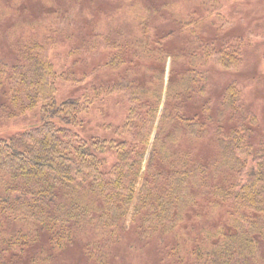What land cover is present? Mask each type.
Returning <instances> with one entry per match:
<instances>
[{
  "label": "trees",
  "instance_id": "trees-1",
  "mask_svg": "<svg viewBox=\"0 0 264 264\" xmlns=\"http://www.w3.org/2000/svg\"><path fill=\"white\" fill-rule=\"evenodd\" d=\"M66 1L53 11L68 14ZM106 2L117 24L94 31L76 15L88 36L64 32L72 65L96 58L64 72L76 96L56 102L54 35H18L0 55V120L39 107L38 122L0 137V264H56L73 246L69 264H113L129 233L133 250L159 239L165 264H264V119L225 73L240 44L176 0ZM111 95L125 104L113 136H83L82 114Z\"/></svg>",
  "mask_w": 264,
  "mask_h": 264
},
{
  "label": "rangeland",
  "instance_id": "rangeland-1",
  "mask_svg": "<svg viewBox=\"0 0 264 264\" xmlns=\"http://www.w3.org/2000/svg\"><path fill=\"white\" fill-rule=\"evenodd\" d=\"M91 1L67 0L65 3L71 9L68 14H63V10L58 11L59 13L54 12L52 4L55 3L53 0H0V55L11 59L13 56L12 42L18 39V35L24 37L31 33H37L42 37L55 36V42L49 50V57L57 72V103L76 96L82 90L80 85H76L69 77L65 76L64 72L67 71V68L72 67V69L80 70L90 67L93 62H96V58L85 56L84 58L87 60L78 61L72 65L76 61L74 57L78 54L75 51L71 52L72 44L76 38L73 34L67 37L64 32L76 31L80 25V31L85 36L90 29L76 15L88 20L94 31L99 27L104 31L109 21L112 23L113 20L114 24H117L116 16H123L120 13L108 12L107 0H100L98 3ZM215 1L217 10H212V12L208 4L210 0H176V3H178V9L182 13H185L183 7L186 5L190 6L189 9L194 8L198 16L206 17L209 15L215 21V25L219 24L220 26L218 30L220 38H225L230 44H240L241 63L237 69L233 68L225 72L226 78L227 81L234 80L242 88L245 102L262 120L264 119V0ZM47 9L50 11L49 14L45 12L48 11ZM27 19H36L37 22L28 26V24L26 25ZM53 30H57L56 35ZM115 32L112 30L113 34ZM216 68L218 67L216 66ZM107 73L105 69L99 72L101 77H106ZM109 75L111 74H108L107 78H110ZM221 82L222 75L217 71L215 72L214 83L220 85ZM38 110L39 107L15 119L0 120V137H8L38 122ZM124 115L125 104L119 98L111 95L103 103L91 106L89 110L84 112L82 122L76 128L85 137L98 136L109 139L113 136L115 126L122 122ZM107 156L108 163L111 164L115 157L114 152H108ZM132 235L129 233L126 239L115 246L119 253L118 256L112 255L111 262L113 264H165L161 258L166 249L159 239H153L147 245H139L138 249L133 250L129 248V241L133 239ZM172 237L173 233L169 234L168 238ZM75 250L76 247L73 246L64 250L63 254L60 252L56 264L59 262L69 264L75 260L74 258H79L80 252H74ZM82 264L98 263L83 259Z\"/></svg>",
  "mask_w": 264,
  "mask_h": 264
},
{
  "label": "water",
  "instance_id": "water-1",
  "mask_svg": "<svg viewBox=\"0 0 264 264\" xmlns=\"http://www.w3.org/2000/svg\"><path fill=\"white\" fill-rule=\"evenodd\" d=\"M168 68H169V59H168L167 64H166V75L168 74Z\"/></svg>",
  "mask_w": 264,
  "mask_h": 264
}]
</instances>
